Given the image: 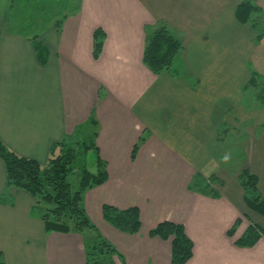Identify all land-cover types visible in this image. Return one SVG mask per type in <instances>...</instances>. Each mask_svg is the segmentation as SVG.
Returning <instances> with one entry per match:
<instances>
[{"label": "crops", "instance_id": "1", "mask_svg": "<svg viewBox=\"0 0 264 264\" xmlns=\"http://www.w3.org/2000/svg\"><path fill=\"white\" fill-rule=\"evenodd\" d=\"M241 1L77 0L27 36L5 30L12 0H0V141L45 166L52 144L78 129L87 133L92 119L106 181L84 193V210L124 264H170V242L149 236L164 221L182 225L191 241L186 264H264V238L235 245L250 224L264 227L237 181L248 170L264 198V110H252L245 127L241 106L249 89L264 97V36L257 40L258 30L236 18ZM249 1L264 12V0ZM158 23L174 31L182 51L170 73L154 75L142 54L146 29ZM97 29L105 39L94 59ZM238 120L242 163L225 171L209 148ZM103 205L137 208L139 231L128 235L106 223ZM35 206L29 193L6 186L0 159L4 264H85L82 236L47 233Z\"/></svg>", "mask_w": 264, "mask_h": 264}, {"label": "trees", "instance_id": "2", "mask_svg": "<svg viewBox=\"0 0 264 264\" xmlns=\"http://www.w3.org/2000/svg\"><path fill=\"white\" fill-rule=\"evenodd\" d=\"M30 10L31 14L28 18L30 21H35L37 17L42 18L43 14H48L40 7L33 9L31 6ZM44 18L48 24L55 16L49 19ZM236 18L240 22L250 23L255 30H258L257 40L264 36V23H262L264 12L249 0L240 2L236 9ZM37 24L38 21L35 25ZM55 25L59 29L61 21H57ZM36 27L40 28V26ZM104 39V32L100 29L95 30L93 34L94 59L100 55ZM37 46L38 44L36 48ZM181 51L180 39L165 23H158L155 27L146 29L142 63L154 75L170 73ZM250 85H256L253 73ZM258 96L261 97V94ZM88 124L91 128H95V122L92 119ZM82 131L83 129H78L73 135L66 136L61 141L52 144L45 166L39 165L32 159L16 155L0 141V159L5 167L6 186L25 191L35 199L34 208L39 213V218L47 233H75L82 236L85 264H115L114 258L120 259L124 264L122 255L98 233L84 210V193L103 184L106 181V172L105 164L100 160L95 146L97 135L95 130L87 136H83ZM75 135L79 137L76 136L74 139ZM136 150L135 147L132 157ZM89 151L95 154V173L89 172L86 167L85 156ZM74 173L78 176V188L72 192L68 178ZM237 181L243 190V200L246 206L264 217V198L258 192L256 176L242 169L237 176ZM206 188L208 189V186ZM43 205L46 206L44 210L38 208ZM102 218L116 230L128 235H134L140 229L139 212L135 207L120 210L103 205ZM238 225L237 220L232 229L228 231L230 237L233 236ZM149 236L170 242V264H186L192 256V243L185 235L182 225L164 221L152 229ZM260 238H264V227L260 228L250 224L244 235L235 241V245L250 248ZM0 264H4L1 254Z\"/></svg>", "mask_w": 264, "mask_h": 264}, {"label": "rangeland", "instance_id": "3", "mask_svg": "<svg viewBox=\"0 0 264 264\" xmlns=\"http://www.w3.org/2000/svg\"><path fill=\"white\" fill-rule=\"evenodd\" d=\"M76 2L77 0H12L11 3L12 8L10 9L11 10L10 18L8 20V23L6 24L5 30L12 32L17 31L19 33L28 36L35 35L36 32L40 31L39 30L40 28H42L43 26L44 28H46L48 24H50V22L53 20L52 19L47 24L45 22L44 17H48L49 19L55 16L54 19L57 20L63 14L69 13L76 6ZM29 5H31L33 9H35L36 7H40L44 11H47L48 14H43L42 18L39 17L35 18L34 16L35 21L34 20L30 21V19L28 18H29V14H31V10H30L31 6ZM37 21L38 24L35 25ZM36 26L38 27L40 26V28L38 29ZM257 94H258L257 90L249 89L247 94L244 95V101L241 106L243 108L242 110L245 113V115L247 114V116H245V119L243 120L244 122L243 124L245 127H247L248 124L251 125V117H248V114H250L252 110H255V108L257 109L262 108L260 110H264V97L263 99H260L258 98ZM263 112L264 111H262V113ZM235 114H236L235 111L233 112V114L231 113V115H229L230 118H228V121L235 120V117L232 118V116H234ZM224 124L226 125V123ZM243 124L241 121H239L238 125L233 129L234 131L231 132L232 135L231 134L227 136L220 135L219 138L222 140L221 145L219 144V141H217V143H214L210 146L209 153L212 155V157H214V160L217 166L219 167V169H224L225 171H233L238 167H240L242 163L243 152L241 150H238V147L242 143V139H244L245 136L242 134V131L237 130L236 128L243 127ZM92 130L94 129L90 128V131H87V133H85L83 130L82 131L83 136L89 135V133ZM79 135H75L74 139L76 136L79 137ZM77 139L78 138H76V140ZM94 161H95V154L89 151L85 156L86 167L90 168ZM68 181L70 183L71 191L75 192L78 188L77 173L71 175L68 178ZM38 208H42V210H44L46 206L43 205V206H39ZM32 213L37 214L38 212L34 208Z\"/></svg>", "mask_w": 264, "mask_h": 264}]
</instances>
